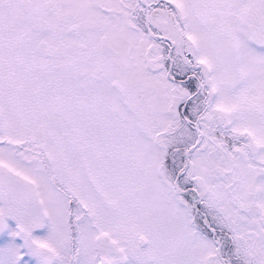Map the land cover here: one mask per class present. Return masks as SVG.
<instances>
[{"label": "snow or ice", "instance_id": "1", "mask_svg": "<svg viewBox=\"0 0 264 264\" xmlns=\"http://www.w3.org/2000/svg\"><path fill=\"white\" fill-rule=\"evenodd\" d=\"M0 264H264V0H0Z\"/></svg>", "mask_w": 264, "mask_h": 264}]
</instances>
